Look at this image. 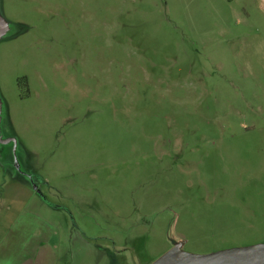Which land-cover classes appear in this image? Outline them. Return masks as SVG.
<instances>
[{"label": "rangeland", "instance_id": "374dc122", "mask_svg": "<svg viewBox=\"0 0 264 264\" xmlns=\"http://www.w3.org/2000/svg\"><path fill=\"white\" fill-rule=\"evenodd\" d=\"M0 14V131L17 140L0 166L36 184L74 244L85 235L86 257L254 245L264 0H0Z\"/></svg>", "mask_w": 264, "mask_h": 264}, {"label": "crops", "instance_id": "0c3cea01", "mask_svg": "<svg viewBox=\"0 0 264 264\" xmlns=\"http://www.w3.org/2000/svg\"><path fill=\"white\" fill-rule=\"evenodd\" d=\"M7 173L13 174L11 179L15 177V180L8 181ZM21 179L0 166V264H101L99 250L95 256V249L89 247L85 256V235L74 244L72 229L55 228V207L41 191L37 192L30 182ZM66 211L70 212L68 207ZM252 221L256 222L250 223L249 228L256 233L249 236L250 242L264 244L261 229H264V217ZM62 247L66 250V261L61 260Z\"/></svg>", "mask_w": 264, "mask_h": 264}, {"label": "water", "instance_id": "95a60500", "mask_svg": "<svg viewBox=\"0 0 264 264\" xmlns=\"http://www.w3.org/2000/svg\"><path fill=\"white\" fill-rule=\"evenodd\" d=\"M8 22L0 14V37L8 30ZM2 113V100L0 98V118ZM12 143L13 151L17 146L15 137L3 138L0 131V144ZM15 170L26 178L31 179V175L21 170L16 157L14 158ZM32 182V181H31ZM32 188L37 192L40 190L35 183H31ZM150 264H264V244L238 247L213 252L206 255H193L186 253L179 246H173Z\"/></svg>", "mask_w": 264, "mask_h": 264}]
</instances>
